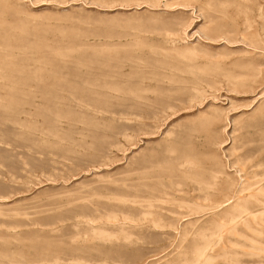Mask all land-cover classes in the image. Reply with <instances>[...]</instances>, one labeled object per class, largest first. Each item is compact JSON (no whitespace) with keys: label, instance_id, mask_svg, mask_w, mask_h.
I'll use <instances>...</instances> for the list:
<instances>
[{"label":"rangeland","instance_id":"374dc122","mask_svg":"<svg viewBox=\"0 0 264 264\" xmlns=\"http://www.w3.org/2000/svg\"><path fill=\"white\" fill-rule=\"evenodd\" d=\"M258 181L264 0H0V264H264Z\"/></svg>","mask_w":264,"mask_h":264},{"label":"bare ground","instance_id":"6f19581e","mask_svg":"<svg viewBox=\"0 0 264 264\" xmlns=\"http://www.w3.org/2000/svg\"><path fill=\"white\" fill-rule=\"evenodd\" d=\"M251 186H252V188H250L248 186V187H244L242 189H239V191L237 190L238 194L236 196H229L226 198L224 197V199L221 201L214 202L211 204L208 203L209 205H206V206H204V208H202V207L201 208L203 210V209H216V208L219 209L222 207H226V208L231 207L232 209H234L235 211H238V213H239L237 216H235L236 218L232 219L233 222H237V223L239 222L240 214L242 212L248 211L247 209L251 206L253 207V209H255L259 212H264V195H262V196L257 195V193L263 191L262 185L260 184V181L255 182V184L253 183V185H251ZM246 189H252L253 193H251L250 195H247L246 192H244V190H246ZM198 206H199V204H198Z\"/></svg>","mask_w":264,"mask_h":264}]
</instances>
